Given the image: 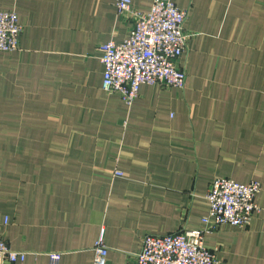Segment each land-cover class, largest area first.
I'll list each match as a JSON object with an SVG mask.
<instances>
[{
	"label": "crops",
	"instance_id": "crops-1",
	"mask_svg": "<svg viewBox=\"0 0 264 264\" xmlns=\"http://www.w3.org/2000/svg\"><path fill=\"white\" fill-rule=\"evenodd\" d=\"M173 1L192 33L185 86L144 83L128 105L102 89L98 46L131 25L114 0H0L23 27L0 52V237L27 252L6 264H94L101 228L106 264H135L146 235L203 227L221 176L260 182V210L204 244L264 264V0Z\"/></svg>",
	"mask_w": 264,
	"mask_h": 264
},
{
	"label": "built area",
	"instance_id": "built-area-1",
	"mask_svg": "<svg viewBox=\"0 0 264 264\" xmlns=\"http://www.w3.org/2000/svg\"><path fill=\"white\" fill-rule=\"evenodd\" d=\"M117 14L131 22L129 34L120 42L109 40L98 46L103 65L102 89L117 93L130 105L138 96L141 84L165 88H183L186 72L181 60L192 33L184 23L187 11L173 0H153L147 12L135 10L130 0H114ZM23 27L12 10H0V52L20 48ZM122 175L120 171L114 172ZM261 183L254 180L237 182L229 177L214 178L207 190L208 213L202 217L203 227L183 229L163 235H146L135 264H223L218 259V248L204 244L205 234L221 225L247 227L260 210L256 195ZM94 264H106L108 248L101 228L93 247ZM26 251L11 249L0 237V264L23 261ZM49 264H58L61 252L48 253Z\"/></svg>",
	"mask_w": 264,
	"mask_h": 264
},
{
	"label": "rangeland",
	"instance_id": "rangeland-1",
	"mask_svg": "<svg viewBox=\"0 0 264 264\" xmlns=\"http://www.w3.org/2000/svg\"><path fill=\"white\" fill-rule=\"evenodd\" d=\"M251 181H254V180H251ZM242 183V182H241Z\"/></svg>",
	"mask_w": 264,
	"mask_h": 264
}]
</instances>
